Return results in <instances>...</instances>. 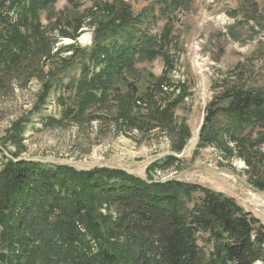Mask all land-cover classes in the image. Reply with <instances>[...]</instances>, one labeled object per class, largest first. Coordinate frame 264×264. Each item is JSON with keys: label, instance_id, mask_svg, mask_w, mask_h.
Instances as JSON below:
<instances>
[{"label": "trees", "instance_id": "trees-1", "mask_svg": "<svg viewBox=\"0 0 264 264\" xmlns=\"http://www.w3.org/2000/svg\"><path fill=\"white\" fill-rule=\"evenodd\" d=\"M162 1L165 9L181 5ZM56 3L0 0V73L8 75L0 82L19 73L14 68L26 63L34 46L48 43L42 14L51 23ZM105 13L94 17V47L49 72L56 83L59 74L54 75L64 73L65 65L79 66L80 77L69 84L77 115L101 108L120 92L123 80L138 74V61L164 56L171 43L166 28L150 34L142 27L143 14L134 16L126 3H110ZM59 35L76 39L64 30ZM175 100L170 110L183 97ZM68 111L63 120L74 115ZM18 128L12 127L7 144L20 146ZM261 144L264 87L216 94L206 108L198 148H217L228 165L239 158L251 167L247 149ZM254 184L264 191V174ZM0 264H264V224L234 198L200 184L143 180L105 168L78 171L16 155L0 161Z\"/></svg>", "mask_w": 264, "mask_h": 264}, {"label": "rangeland", "instance_id": "rangeland-1", "mask_svg": "<svg viewBox=\"0 0 264 264\" xmlns=\"http://www.w3.org/2000/svg\"><path fill=\"white\" fill-rule=\"evenodd\" d=\"M110 3H126L134 16L143 14L142 27L152 35L166 28L171 43L164 56L138 61V74L123 80L120 92L101 108L77 115L69 84L80 77L79 66L65 65L64 73L54 75L59 74L56 83L49 72L94 47V17L105 16ZM165 5L162 0H57L51 21L57 25L43 13L48 43L34 46L26 63L14 68L19 73L0 82V161L18 155L78 171L105 168L143 180L200 184L234 198L264 224V191L254 184L264 174V144L247 149L251 167L239 158L228 165L217 148H198L206 108L216 94L230 87H264V0ZM61 30L76 39L60 37ZM68 108L74 115L63 120ZM16 124L23 129L19 147L7 144Z\"/></svg>", "mask_w": 264, "mask_h": 264}]
</instances>
